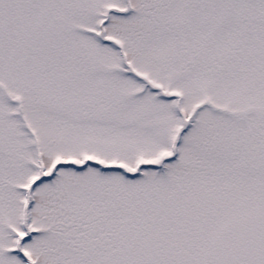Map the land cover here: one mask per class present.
<instances>
[{
	"label": "snow or ice",
	"instance_id": "obj_1",
	"mask_svg": "<svg viewBox=\"0 0 264 264\" xmlns=\"http://www.w3.org/2000/svg\"><path fill=\"white\" fill-rule=\"evenodd\" d=\"M0 264H264V0H0Z\"/></svg>",
	"mask_w": 264,
	"mask_h": 264
}]
</instances>
